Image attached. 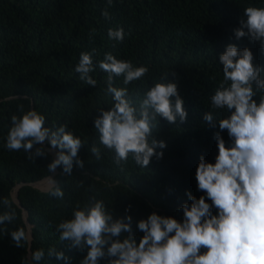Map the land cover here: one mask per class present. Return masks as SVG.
Here are the masks:
<instances>
[{"label": "trees", "instance_id": "16d2710c", "mask_svg": "<svg viewBox=\"0 0 264 264\" xmlns=\"http://www.w3.org/2000/svg\"><path fill=\"white\" fill-rule=\"evenodd\" d=\"M249 6L264 8V0H111V7L109 0H0V200L8 198L11 204L6 208L0 202V213H17L15 221L0 225V264H29L28 249L31 264H35L31 253L38 249L46 253L39 264H81L87 249L79 251L61 241L56 225L72 219L77 205L83 207L93 199L102 200L114 219L124 217L125 208L131 205L128 215L133 217L137 243L143 236L137 222L154 211L182 221L181 206L190 203L186 193L197 199L205 195L197 190L195 179L200 157L215 163L218 154L214 137L219 126L210 127L204 114L212 111L217 120L228 114L211 108L210 98L223 79L219 54L229 43L239 49L248 47L254 63L264 69L260 44L247 36L236 40L233 32ZM105 9L111 19L102 15ZM115 28L124 30L122 42L109 40L108 30ZM93 49L95 87L81 81L74 71L80 53ZM108 52L134 66L148 67L143 80L127 86L123 77L115 78L114 86L127 87L133 101L138 103L164 73H168L166 82L177 83L184 101L185 122L177 118L175 124H169L158 117L153 136L167 146L157 149L163 157L153 156L146 168L137 165L131 155L117 165L115 153L100 143L94 127L99 108L112 106V97L105 92L107 74L98 67ZM261 95L264 93L254 99L258 102ZM21 109H35L44 115L50 129L66 125L67 131L84 142L78 153L83 168L74 163L71 176L62 175V168L52 176L65 193L62 200L52 197L49 190L27 185L37 182L34 186L49 188L51 172L47 166L59 149L50 151L53 157L48 152L33 161L23 150L5 147L10 118L21 115ZM220 135L230 146L227 132ZM94 145L100 149L99 159L91 152ZM44 146H49L47 141ZM35 147L39 145L33 152ZM20 184L18 207L12 195ZM22 210L32 238L30 244L17 248L10 232L26 229ZM50 247L69 259L47 255ZM99 264H107V260Z\"/></svg>", "mask_w": 264, "mask_h": 264}, {"label": "clouds", "instance_id": "9594fccd", "mask_svg": "<svg viewBox=\"0 0 264 264\" xmlns=\"http://www.w3.org/2000/svg\"><path fill=\"white\" fill-rule=\"evenodd\" d=\"M102 15L111 19L108 9ZM243 17L240 26L233 30L235 39L247 36L264 49V8L249 6L244 9ZM124 37L123 28L108 30L109 40L122 42ZM94 53V49L81 52L74 68L80 80L92 87L97 84L91 75L97 66L93 62ZM219 64L223 79L210 98L211 108L228 114L217 120L209 111L203 119L210 127L218 124L220 132L226 131L231 144L226 146L217 132L215 163L200 157L195 179L197 190L205 195L197 199L186 193L190 203L181 206L182 221L155 211L140 219L136 226L143 236L138 243L132 231L133 217L128 215L131 205L125 208V216L118 219H114L102 200L93 199L83 207L77 205L72 219L62 220L56 231L59 239L69 242L71 248L87 249L81 264H99L101 260H107V264H264V95L258 102L254 99L264 93V69L254 63L250 48L239 49L232 43L219 54ZM98 67L107 74L105 92L112 97V106L99 108L100 115L94 120L99 141L115 153L117 165L131 155L137 165L146 168L153 156L163 157V152L157 149L167 146L153 136L158 117L169 124H175L177 118L181 122L187 119L177 83L166 82L168 73H164L137 103L130 98L127 87L114 86L115 78L123 77L125 86L141 81L149 72L147 66H134L130 60L118 59L108 52ZM21 113L10 118L5 142L9 151L23 150L34 161L59 149L47 166L49 172L62 168V175L71 176L74 163L83 168L78 153L84 142L67 131L66 125L50 129L45 126V116L35 109H21ZM46 141L50 145L48 149L44 148ZM35 145L39 147L33 152ZM91 152L100 158L97 146ZM50 180L49 194L62 200L63 189L52 177ZM0 202L11 208L8 198ZM16 218L15 210H6L0 213V225L10 224ZM3 231L8 233L6 228ZM30 231L24 227L12 230L14 246L30 244ZM45 255L43 249H38L31 253V260L39 264ZM47 255L69 259L51 247Z\"/></svg>", "mask_w": 264, "mask_h": 264}, {"label": "water", "instance_id": "95a60500", "mask_svg": "<svg viewBox=\"0 0 264 264\" xmlns=\"http://www.w3.org/2000/svg\"><path fill=\"white\" fill-rule=\"evenodd\" d=\"M44 148H45V146H44ZM54 151L56 152V150H54ZM49 153H50V152H49ZM50 154L52 155V153H50ZM52 157H53V155H52ZM55 173H56V172H55ZM55 173H50L49 176L52 177ZM49 176H48V177H49ZM48 177H46V178H48ZM46 178H44V179H46ZM38 182H39V181H38ZM35 183H37V182L29 183V184H27V185L35 189V186H34ZM21 185H23V184L17 185V186L14 187V189H13V197H12V200H13V202H14L18 207H20V204H19V202H18V200H17V188H18L19 186H21ZM50 187H51V185L49 186V188H50ZM49 188H48L46 191H48ZM46 191H43V192H46ZM22 218H23V221H24V223H25V225H26V230H27V228H28V227H27V226H28V223H27V220H26V214H25V211H24V210H22ZM30 234H31V231H30ZM31 238H32V235H31ZM27 258H28L29 264H31L29 249H28V255H27Z\"/></svg>", "mask_w": 264, "mask_h": 264}, {"label": "rangeland", "instance_id": "374dc122", "mask_svg": "<svg viewBox=\"0 0 264 264\" xmlns=\"http://www.w3.org/2000/svg\"><path fill=\"white\" fill-rule=\"evenodd\" d=\"M50 147V145L46 148V149H48ZM35 189H37V190H40V191H46L47 189H40L39 187H36L35 186ZM12 197H13V195H12ZM28 228H27V230L30 228V226L28 225L27 226Z\"/></svg>", "mask_w": 264, "mask_h": 264}]
</instances>
